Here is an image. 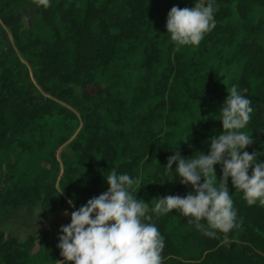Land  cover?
<instances>
[{
    "label": "trees",
    "instance_id": "obj_1",
    "mask_svg": "<svg viewBox=\"0 0 264 264\" xmlns=\"http://www.w3.org/2000/svg\"><path fill=\"white\" fill-rule=\"evenodd\" d=\"M213 2L215 28L177 50L167 14L195 0H0V211L24 218L14 229L0 224V264L62 258L43 217L60 218L59 229L69 224L71 214L59 210L107 191L112 167L139 178L132 191L150 203L146 222L165 237L163 264H264V207L248 206L231 178L239 227L226 234L209 238L176 210L151 211L154 198L193 191L175 164L172 176L164 171L167 158L177 146L185 158L208 154L233 85L247 89L254 110L245 150L264 162V0ZM53 133L63 136L47 146ZM214 168L219 180L221 165Z\"/></svg>",
    "mask_w": 264,
    "mask_h": 264
},
{
    "label": "clouds",
    "instance_id": "obj_2",
    "mask_svg": "<svg viewBox=\"0 0 264 264\" xmlns=\"http://www.w3.org/2000/svg\"><path fill=\"white\" fill-rule=\"evenodd\" d=\"M36 2L38 6H49V0ZM215 12L213 0H208L207 4L204 0H195L191 8L173 6L165 27L177 50L183 46H198L215 28ZM226 91L228 95L218 114L223 132L210 138L208 154L198 152L199 155L185 158L177 146L164 166V171L172 176L175 164L180 183L191 186L193 191L185 196L154 198L151 208L157 216L178 211L209 238L239 227L228 188L229 178L248 206L258 203L264 207V162H257L258 153L250 154L245 150L254 140L242 131L252 118V101L243 94L247 89L241 91L233 85ZM217 164L222 171L219 180L214 168ZM104 175L107 191L71 212L70 223L60 227L57 247L63 260H58L57 264H163L165 237L155 224L146 222L152 219L148 214L150 203L137 199V192L132 191L133 185L140 183L139 178L118 174L115 167ZM67 203L75 208L72 199ZM64 215H68L67 210Z\"/></svg>",
    "mask_w": 264,
    "mask_h": 264
},
{
    "label": "rangeland",
    "instance_id": "obj_3",
    "mask_svg": "<svg viewBox=\"0 0 264 264\" xmlns=\"http://www.w3.org/2000/svg\"><path fill=\"white\" fill-rule=\"evenodd\" d=\"M29 71H30V68H29ZM30 73H31V72H30ZM72 137H73V136H71V137H70L65 143H63L59 148L56 149L55 153H56L57 155H59V153L62 151V149L66 148V144L71 140ZM59 211H61V212H62V211L65 212L63 209H60ZM68 211H69V212H68ZM67 212H68V215H64V214L61 215V217H62L63 219L68 218V216L71 214V210H70V209L67 210ZM16 214H17V212L12 211V209H9V210L7 211V213H5V210H1V211H0V218L2 217V219L5 220L4 222H1V223H0V224L3 223L2 227H3L4 229H14V227H15V225H14L15 222L24 219V218L19 219L18 215H16ZM53 218H54V217L44 216V217H43V222H44V223H50L51 220H52ZM57 228H58V227H57ZM55 229H56V228H54V230H55ZM54 230L52 231V233L54 232ZM56 232H57V234H56L55 236L58 237V236L60 235L59 228L57 229ZM58 243H59V241H58ZM51 247H52L54 250H56V249L58 248L55 242H53V243L51 244ZM30 251H37L38 254H39V256L42 254V251H40L39 248H38L34 243H33L32 248H31ZM59 260H63V258H60ZM57 261H58V260H57ZM57 261H56L55 264H57Z\"/></svg>",
    "mask_w": 264,
    "mask_h": 264
},
{
    "label": "crops",
    "instance_id": "obj_4",
    "mask_svg": "<svg viewBox=\"0 0 264 264\" xmlns=\"http://www.w3.org/2000/svg\"><path fill=\"white\" fill-rule=\"evenodd\" d=\"M21 59L27 64V62L25 61L24 58H21ZM27 66H28V64H27ZM28 67H29V66H28ZM31 78H32V77H31ZM42 94L45 95V96H47V97H50V94H49L48 92H42ZM54 99H55L56 101H58L59 103L63 104L64 106L68 107L69 109L73 110L74 112H77L76 108L73 107V106H71L70 104H68V103H66V102H64V101H62L61 99H58V98H54ZM80 125H81V122H80ZM80 125H79V126H80ZM74 134H75V133H74ZM62 136H63V135H61V134H59V133H53L51 139H49V141H48V143H47V146H53V145H56V144H55L56 140L59 139V138L62 137ZM58 147H60V146H58ZM58 147H57V148H58ZM55 151H56V150H55ZM54 153H55V152H54ZM55 155H56V157L59 159V155H57L56 153H55ZM70 174H71V173H70ZM59 176H60V173H59L58 177H59ZM9 209H11V208L6 209V210H5V213H7V211H8ZM57 224H58V221H56V218H54L52 223H47V224H46V227H47V226H50V227H47V228L52 229V231L54 230V228H56V229L54 230V233H55V231L58 229V228H57ZM54 233H53V234H54ZM52 243H53V242H52ZM52 243H51V244H52Z\"/></svg>",
    "mask_w": 264,
    "mask_h": 264
},
{
    "label": "water",
    "instance_id": "obj_5",
    "mask_svg": "<svg viewBox=\"0 0 264 264\" xmlns=\"http://www.w3.org/2000/svg\"><path fill=\"white\" fill-rule=\"evenodd\" d=\"M56 221H58V222H59V221H61V219H60V218H56ZM47 227H50V226H47Z\"/></svg>",
    "mask_w": 264,
    "mask_h": 264
}]
</instances>
